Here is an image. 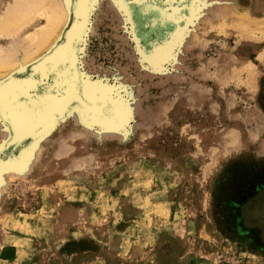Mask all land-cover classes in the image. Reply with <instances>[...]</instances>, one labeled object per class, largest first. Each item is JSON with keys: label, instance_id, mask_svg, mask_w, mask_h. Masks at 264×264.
Returning <instances> with one entry per match:
<instances>
[{"label": "rangeland", "instance_id": "obj_1", "mask_svg": "<svg viewBox=\"0 0 264 264\" xmlns=\"http://www.w3.org/2000/svg\"><path fill=\"white\" fill-rule=\"evenodd\" d=\"M139 1L0 87V264H264V0Z\"/></svg>", "mask_w": 264, "mask_h": 264}, {"label": "bare ground", "instance_id": "obj_2", "mask_svg": "<svg viewBox=\"0 0 264 264\" xmlns=\"http://www.w3.org/2000/svg\"><path fill=\"white\" fill-rule=\"evenodd\" d=\"M161 1L170 4L172 0ZM87 2L88 0H75L73 4L71 0H0V87L2 88V95L4 93L7 94L6 92H9V90H13L12 97L15 100L22 92H25V90L22 91V87L12 89V84L15 82L16 76L22 74L24 70L31 67L34 71V80H32L31 83H26L28 89L25 92L27 93L25 96L28 98L29 96L37 95L39 86L46 83L51 73L55 69L57 70L59 63L64 59L63 57L69 49L70 41L74 36H77L76 33L79 23L80 21L82 22L81 19L85 15ZM140 2L143 1L140 0L139 3ZM184 8L185 7H183V9ZM244 8L241 4L232 6L234 15H230L231 17L226 19L230 21L226 24L230 26V23H232L237 26L245 17L246 19H254L250 16V11H255V6L249 11H246L247 8ZM173 11H175V9H173ZM249 22H251V20ZM234 25L232 26L236 27ZM69 27L72 28V30L68 35V42L61 46L67 40V38H64V42L60 45L61 47H58L59 43L56 42L60 37L62 38L66 34ZM55 43L56 45H54ZM163 47L164 46H161L160 49ZM49 50L51 51L46 54ZM50 98L54 101H62V99L57 97L50 96ZM94 106L92 105V107ZM43 126L44 125H42V127Z\"/></svg>", "mask_w": 264, "mask_h": 264}, {"label": "flooded vegetation", "instance_id": "obj_3", "mask_svg": "<svg viewBox=\"0 0 264 264\" xmlns=\"http://www.w3.org/2000/svg\"><path fill=\"white\" fill-rule=\"evenodd\" d=\"M182 12H183V11H182ZM62 42H63V41H62ZM75 55H77V54H75ZM77 56H78V55H77ZM74 82H75V83H77L75 80H74ZM74 90H77V86L75 87V89H74Z\"/></svg>", "mask_w": 264, "mask_h": 264}]
</instances>
